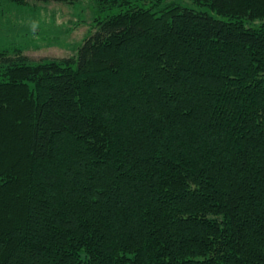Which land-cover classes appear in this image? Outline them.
Listing matches in <instances>:
<instances>
[{
    "label": "trees",
    "instance_id": "16d2710c",
    "mask_svg": "<svg viewBox=\"0 0 264 264\" xmlns=\"http://www.w3.org/2000/svg\"><path fill=\"white\" fill-rule=\"evenodd\" d=\"M93 1L0 50V264H264V0Z\"/></svg>",
    "mask_w": 264,
    "mask_h": 264
},
{
    "label": "rangeland",
    "instance_id": "374dc122",
    "mask_svg": "<svg viewBox=\"0 0 264 264\" xmlns=\"http://www.w3.org/2000/svg\"><path fill=\"white\" fill-rule=\"evenodd\" d=\"M168 3L213 16L207 7L194 4L193 0L137 1V5H153L154 11ZM117 11L115 9L113 13ZM95 12L93 0H74L67 4L30 2L24 7L3 3L0 9V50L19 48L32 62L75 57L88 36Z\"/></svg>",
    "mask_w": 264,
    "mask_h": 264
}]
</instances>
